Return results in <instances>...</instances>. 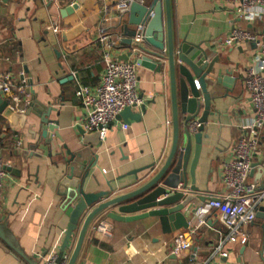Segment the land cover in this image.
<instances>
[{"label": "crops", "instance_id": "1", "mask_svg": "<svg viewBox=\"0 0 264 264\" xmlns=\"http://www.w3.org/2000/svg\"><path fill=\"white\" fill-rule=\"evenodd\" d=\"M117 1L106 3L111 6ZM106 3L0 0V74L14 76L16 88L11 96H17L19 88L24 89L18 108L27 110L23 115L8 106L0 114V144L10 169L0 199V221L8 224L27 255L36 256L42 263L59 256L69 224L63 210L69 192V186L64 184L68 174L64 161L71 156L66 154L65 145L72 154H78L75 157L78 173L90 159L79 128L89 111L76 93L79 87L94 90L101 82L105 63L98 31L104 27L122 42L127 39L124 26L130 13L121 20L113 10L105 12ZM171 3L176 39L201 46L210 60L219 57L217 68L223 69V73L229 71L235 79L229 87L209 88L216 98L212 106L215 115L209 118L204 134L209 137L203 139L196 169V186L209 199L221 197L227 193L221 178L222 166L254 120V109L244 89L246 70L254 63V47L226 48L224 41L233 25L264 34V21L238 19L225 0H171ZM73 7L76 9L67 12ZM52 26L59 32L50 29ZM126 53L124 46L114 52L113 58L120 60ZM138 77L143 105L133 112L140 118L128 124L117 121L105 141L91 149L96 167L87 180L88 193L109 191L110 187L119 193L126 192L136 184L135 171L162 166L170 153L173 116L169 76L139 67ZM11 96L2 99L11 103ZM26 100L30 102L28 108ZM48 108H52L51 118L59 122L63 142L56 140L52 146H39L40 116ZM260 150H264V139ZM194 152L193 149L191 162ZM256 165L249 182H260L261 186L258 160ZM143 175L139 173L138 177ZM207 204L196 217L190 218L191 225ZM103 220L108 219L102 217L92 226L76 264H264L263 221L258 219L245 229L246 241L238 238L225 244L226 258L215 255L227 235L217 211H213L207 225L192 235V247L181 255L173 253L171 244L178 232L165 235L157 218L133 223L108 220L114 226L109 241L94 233L95 226ZM77 238L78 233L66 252L69 260ZM24 263L0 249V264Z\"/></svg>", "mask_w": 264, "mask_h": 264}, {"label": "water", "instance_id": "2", "mask_svg": "<svg viewBox=\"0 0 264 264\" xmlns=\"http://www.w3.org/2000/svg\"><path fill=\"white\" fill-rule=\"evenodd\" d=\"M76 7L68 9L72 12ZM171 0H145L135 2L130 8L129 22L124 26L126 40L123 45L127 53L120 60L134 58L140 67L157 75L168 74L171 88L173 140L170 153L162 166L135 171L136 184L128 191L119 193L112 187L109 191L87 192V180L96 167V157L90 153L99 147L100 134H85L81 130L83 144L90 159L84 162L78 173V164L68 145H65L70 160H65L67 177L64 184L69 186L63 210L69 218L66 236L60 249L57 264H61L72 238L78 233L77 243L68 264H76L86 237L92 226L102 217L118 223H133L150 218H157L165 235L188 231L190 218L196 217L209 199L196 186V169L203 148V139L209 136V118L215 97L209 88L215 90L218 85L230 86L235 82L231 73L218 69L219 57L210 60L208 53L201 46H194L185 39L178 41L174 33ZM144 26L138 32V26ZM9 103L0 97V114ZM133 109H125L117 118L128 124L139 119ZM52 108L43 110L39 123V146H52L56 140L63 142L58 132L59 122L51 118ZM199 124L196 132L191 125ZM194 149V157L191 156ZM191 162V165H190ZM190 165V167H189ZM255 167L258 165H254ZM10 170V169H7ZM77 171V172H76ZM264 169H261L263 174ZM144 174L138 177V174ZM254 171L251 173V176ZM264 190V182L260 186ZM263 221L264 206L257 214ZM0 249L16 255L24 264L42 263L36 256H29L14 237L7 223L0 221ZM264 257V245H263Z\"/></svg>", "mask_w": 264, "mask_h": 264}, {"label": "built area", "instance_id": "3", "mask_svg": "<svg viewBox=\"0 0 264 264\" xmlns=\"http://www.w3.org/2000/svg\"><path fill=\"white\" fill-rule=\"evenodd\" d=\"M53 2L55 0H45ZM106 3V0H102ZM145 0H119L111 6L104 4L105 12L113 10L123 20L130 13V8L135 2ZM238 19L247 22L264 21V0H225ZM144 26L137 27L138 32L144 31ZM50 29L59 32L56 27ZM98 43L104 48L105 70L100 84L96 89L79 87L76 95L88 109L84 123L79 127L85 134H100V141H105L111 127L118 121V116L127 108H136L143 105V99L139 93V64L134 58L128 61L113 58L116 50L123 48L121 38L113 35L106 28L98 31ZM243 45H252L255 55L252 65L245 74L244 89L250 98L254 109V120L247 126L240 140L233 145L231 155L222 166L221 178L227 193L221 197L212 198L201 213L198 220L192 223L187 233L178 232L171 240L173 253L181 255L192 247L191 237L198 228L207 225L208 218L213 211L220 215V221L227 230L226 240L215 251V255L222 258L228 257L225 244L238 238L246 241L245 229L252 226L257 220V214L264 206V190H260V182H249L251 173L256 170V160L259 167L264 169V150L260 145L264 139V34L254 33L250 30L233 25L229 35L224 41L226 48H238ZM16 83L10 73L0 74V97L11 96ZM17 96H11L10 106L12 111L26 114V109L18 108L25 93L19 88ZM11 104V105H10ZM25 106H30L29 100ZM125 130L127 125L123 126ZM198 123L191 125V130L196 132ZM7 176V164L0 145V199L3 196L5 179ZM261 181L264 182V171ZM194 227V228H193ZM95 235L109 241L114 234V226L108 220L100 221L94 228ZM58 257L48 260L47 264H57ZM69 256L65 254L61 264H68Z\"/></svg>", "mask_w": 264, "mask_h": 264}, {"label": "trees", "instance_id": "4", "mask_svg": "<svg viewBox=\"0 0 264 264\" xmlns=\"http://www.w3.org/2000/svg\"><path fill=\"white\" fill-rule=\"evenodd\" d=\"M1 145V144H0Z\"/></svg>", "mask_w": 264, "mask_h": 264}]
</instances>
